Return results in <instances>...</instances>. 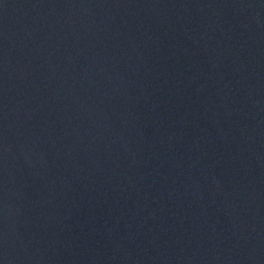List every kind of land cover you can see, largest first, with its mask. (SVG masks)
Here are the masks:
<instances>
[{
	"label": "water",
	"instance_id": "water-1",
	"mask_svg": "<svg viewBox=\"0 0 264 264\" xmlns=\"http://www.w3.org/2000/svg\"><path fill=\"white\" fill-rule=\"evenodd\" d=\"M0 264H264V0H0Z\"/></svg>",
	"mask_w": 264,
	"mask_h": 264
}]
</instances>
